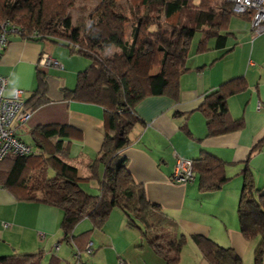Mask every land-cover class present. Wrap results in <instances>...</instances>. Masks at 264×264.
Listing matches in <instances>:
<instances>
[{
  "label": "crops",
  "instance_id": "0c3cea01",
  "mask_svg": "<svg viewBox=\"0 0 264 264\" xmlns=\"http://www.w3.org/2000/svg\"><path fill=\"white\" fill-rule=\"evenodd\" d=\"M232 15L225 31L222 30L227 33L225 44L217 46L212 40L211 47L206 38L205 50L198 45L196 54L188 56L187 52L189 58L186 60L192 62L186 63L188 69L179 76L176 99L151 95L136 104L139 121L129 131L130 143L118 153L125 158L126 168L142 186L146 198L175 222L168 233L170 237L186 236L185 243H189L194 254L193 264L209 263L198 255L199 250L190 238L192 234L204 235L222 246L231 247L241 256L242 264H256L253 256L256 240L242 237L236 207L242 186L239 171L254 144L262 138L260 149L251 153L248 165L253 172L254 185L264 190V40L260 37L264 30L254 33L248 17ZM233 19L242 27L245 37L241 46L233 49L235 54L241 55V62L234 70H230L229 65L215 68L218 56L233 48L226 49L228 36L234 37L236 32L229 28ZM198 33L200 41L203 33ZM194 34L190 31L184 35L186 45L189 46L188 40ZM42 52L53 56L61 67L38 65ZM88 63L84 56L69 53L65 46L21 38L14 33L8 35L0 50V74L7 78L8 87L23 90L24 105L32 104L29 99L37 88L39 72L46 83L47 100L32 106L30 115L23 122L14 124L16 135L33 148L30 130L36 125H69L73 131L64 139L69 143L68 153L64 155L68 158L63 156V159L77 168L78 186L88 193L95 187L97 191L92 194H98L102 157L110 145V138L105 137L104 110L95 103L63 97V90L74 87L77 73ZM135 70L140 76H152L157 72L158 66L150 64L148 50L137 54ZM235 76L245 78L246 88L230 95L226 104L229 117L242 118L243 127L220 135H208L205 117L198 106L208 91ZM258 102L261 107H257ZM202 151L224 161L229 177L220 189L212 192L199 191L196 176L189 182H176L172 178L177 156L194 159ZM95 158L98 162L93 172L89 166ZM62 211L61 206L18 200L0 186V255L41 249L44 264L51 256H56L59 264H165L139 229L127 224L125 214L118 207L111 209L101 227H92L87 217L74 226V235L89 231V252L81 238L77 242L80 250L75 243L62 238ZM178 262L183 264L180 259Z\"/></svg>",
  "mask_w": 264,
  "mask_h": 264
},
{
  "label": "trees",
  "instance_id": "16d2710c",
  "mask_svg": "<svg viewBox=\"0 0 264 264\" xmlns=\"http://www.w3.org/2000/svg\"><path fill=\"white\" fill-rule=\"evenodd\" d=\"M128 2L130 4L123 7L118 0H98L91 18L80 15L76 20L78 23L73 24L71 14L67 12L69 0H0V21L8 20L17 26L18 36L35 41H58L70 53L90 60L77 73L74 87L63 90V97L100 105L104 110L105 137L110 138V145L102 157L98 194L88 193L78 186L77 168L63 159L69 143L64 139L73 130L67 124L58 123L40 124L30 130L31 153L7 154L0 159V186L18 200L61 206L62 238L75 243L78 250L81 249L77 243L80 238L82 245L88 243L89 231L74 235L76 223L87 217L92 227H101L111 209L118 207L125 214L127 224L139 229L165 264H177L186 236L170 237L164 246L161 245L160 241L174 228L175 222L146 198L142 186L126 168L125 158L118 153L131 141L129 131L139 121L135 112L139 101L151 95L177 98L179 76L188 69V45L184 35L190 31L203 33L197 49L199 45L205 50L204 39L210 37L221 46L227 36L222 30L233 13L228 0H221L216 6L212 0ZM128 22V37L124 39V27ZM34 31L37 32L35 37L32 36ZM112 48L118 51L112 52ZM146 50L150 53V64L159 67L152 76H140L135 70L137 54ZM40 74L37 88L29 99L31 107L47 100L46 83ZM245 88V78L235 76L204 95L198 109L205 117L208 135H220L243 127L242 118L229 117L226 102L230 95ZM262 141L263 138L254 144L239 171L242 186L236 207L242 237L256 240L253 248L256 264H262L264 250V190L254 185L248 160L251 153L260 149ZM191 160L199 191L218 190L229 179L224 161L216 155L202 151ZM97 162L95 158L90 163L93 172ZM190 238L209 264H242L241 256L231 247L222 246L204 235L192 234ZM42 255L41 249L0 255V264H40ZM59 262L56 256H51L47 264Z\"/></svg>",
  "mask_w": 264,
  "mask_h": 264
},
{
  "label": "built area",
  "instance_id": "2783aa9c",
  "mask_svg": "<svg viewBox=\"0 0 264 264\" xmlns=\"http://www.w3.org/2000/svg\"><path fill=\"white\" fill-rule=\"evenodd\" d=\"M230 11L235 15H247L254 33L264 30V0H228ZM19 29L8 20L0 21V50L5 46L10 33L17 34ZM32 36H37L34 31ZM40 66L61 67L58 60L46 52L40 54ZM23 90L7 86V78L0 74V159L7 154L27 155L32 147L21 140L14 131V124L23 122L31 113L32 107L23 104ZM261 107V103H257ZM192 160L177 156L174 162L172 178L176 182H189L193 179ZM90 251V244H86ZM123 264V263H120Z\"/></svg>",
  "mask_w": 264,
  "mask_h": 264
},
{
  "label": "rangeland",
  "instance_id": "374dc122",
  "mask_svg": "<svg viewBox=\"0 0 264 264\" xmlns=\"http://www.w3.org/2000/svg\"><path fill=\"white\" fill-rule=\"evenodd\" d=\"M69 1L71 2V4L69 3L70 6H69V9L67 10V12H69L71 14L72 22H73V24H75V23H78L76 20L78 19V17L80 15L89 16L91 18V11L96 6L98 0H69ZM118 2L123 7H126V6H128L130 4L128 2V0H118ZM219 3H221V0H212V4L214 6H216ZM232 16L236 18V16L234 14ZM237 16H239V15H237ZM236 22L237 21H235L233 19V22L229 26L230 29L234 28L236 32L234 33V35H235L234 37L232 35L228 36V41H227V45H226V49H229L231 47H233V48H231V50H228L226 53H224L223 56H221V57L218 56V60H216V63L214 64L215 68H221L222 69V68L226 67V65H229L230 70H234L237 67V65L241 62V58H242L241 55L235 54L233 52V49L239 48V46H241L240 42L243 41V39L245 37L242 35V33H243L242 30H241L242 27L239 24H237ZM124 29L125 30H124V33H123V37L125 39V38L128 37L129 22L125 24ZM223 31H225V30H223ZM260 37L264 40V32H262ZM187 38H189V36ZM207 39H209V46L212 47L213 46L212 45V43H213L212 37L207 38ZM44 41L46 43L57 45L59 47H64L65 46L62 43L58 42V41H51V40H44ZM188 41H189L188 56H190V54H192V53L196 54L195 49H196V46H197L198 41H199V33H198V31H195V34H194L193 38L192 39L190 38ZM207 45H208V43H207ZM67 50L70 53L68 48H67ZM111 51L112 52L118 51V49L112 48ZM212 51L214 52L213 49H212ZM84 58L88 59L87 57H84ZM187 58H189V57H187ZM190 60L189 59L186 60V63H191L192 61L190 62ZM237 75H241V74H237ZM75 82H76V78H75ZM75 82H74V85H75ZM25 138H26V140L29 141V138H27V137H25ZM108 140H109V138L106 141H108ZM67 158L64 156V159H67ZM82 185H84V187H88L89 188V185H85V183H82ZM92 191L96 192L97 189L94 187V190L92 189ZM93 192H90V193H93ZM169 238H170V235L167 234L165 239L160 241V243H162L161 245L164 246L166 240H168ZM188 244L185 243L183 245L182 249H181V252H180L181 253L180 254V262L183 263V264H193L192 259H194V254L191 253V249H190V246ZM199 254H200V252L198 251V255ZM41 264H44V262L41 261Z\"/></svg>",
  "mask_w": 264,
  "mask_h": 264
}]
</instances>
